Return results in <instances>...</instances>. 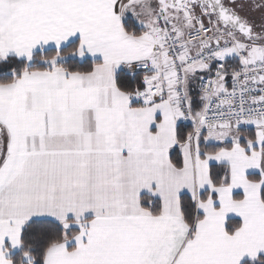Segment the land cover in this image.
<instances>
[{
  "label": "snow or ice",
  "instance_id": "1",
  "mask_svg": "<svg viewBox=\"0 0 264 264\" xmlns=\"http://www.w3.org/2000/svg\"><path fill=\"white\" fill-rule=\"evenodd\" d=\"M0 264H264V0H0Z\"/></svg>",
  "mask_w": 264,
  "mask_h": 264
}]
</instances>
